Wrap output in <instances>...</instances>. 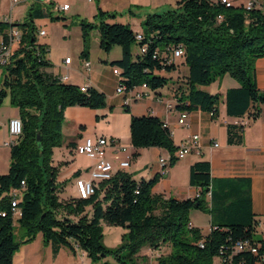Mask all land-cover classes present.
Here are the masks:
<instances>
[{"label": "trees", "instance_id": "1", "mask_svg": "<svg viewBox=\"0 0 264 264\" xmlns=\"http://www.w3.org/2000/svg\"><path fill=\"white\" fill-rule=\"evenodd\" d=\"M52 13L53 2L35 1L22 22L0 21L1 28L13 25L21 31L10 64L0 67V106L8 97L22 123L18 142L10 146L9 169L0 174V264H12L20 244L32 241L38 233L53 256L61 247L72 252L79 248L92 261L111 255L120 264H137L142 246L159 250L167 244L169 252L157 256L155 264H254L259 253L234 251L236 241L242 239L259 243L260 251L264 249V237H254L261 234L260 218L252 212L249 182L212 178L208 160L195 161L189 167V184L197 188L193 197L177 199L155 193L152 188L159 173L149 179H135L125 169L96 182L95 191L86 198L64 192L66 180H59L58 174L65 162L56 163L53 157L54 150L62 145L64 111L75 105L103 108L106 96L94 86L87 85L81 91L79 85L63 81L50 70L48 48L37 40L35 20L65 19ZM112 16L99 9L94 22L80 20L81 58H88L90 33L97 29L100 49L108 53L115 45L120 47L121 56L109 62L118 70L119 80L129 87L145 83L157 91L167 86L166 73L176 70L172 51L181 46L188 73L184 90L175 95L176 108L216 114L220 95L205 88L228 74L238 85L223 93L226 114L257 117L264 104V91L256 85L254 62L264 57V4L245 11L243 3L178 0L176 7L148 15L139 31L109 22ZM134 45L138 52L132 51ZM100 117L96 115L97 120ZM129 130L132 159L140 148L155 146L166 149L170 164L174 163L177 147L159 117L131 114ZM243 130L242 125L228 123L227 143L240 144ZM76 144L68 142L66 147L75 153ZM12 190L18 191L14 207ZM193 208L209 213L207 233L190 224ZM14 220L24 229L18 242L13 234ZM104 224L123 229L118 247L104 245Z\"/></svg>", "mask_w": 264, "mask_h": 264}, {"label": "crops", "instance_id": "2", "mask_svg": "<svg viewBox=\"0 0 264 264\" xmlns=\"http://www.w3.org/2000/svg\"><path fill=\"white\" fill-rule=\"evenodd\" d=\"M9 1L10 0H0L1 7L5 6L4 4L6 2L9 5L7 15L10 14L14 8L10 7ZM35 1L42 4L51 2H53V5L58 4L56 0H29V5ZM258 1L264 4L263 0ZM2 12H4V10ZM3 16L4 14L0 15V19ZM93 41H95L99 47L98 32H93ZM112 51H114L113 54ZM106 55L107 56L102 59L106 64L102 66L99 65L93 70L91 69L90 57L88 56L87 59L81 58L83 60H88L90 63L89 69H87V75H83L85 80L84 84L94 86L98 90L104 92L106 96V106L100 109H90L88 107L75 105L66 107L64 111L62 145L56 148L60 152V154L58 153L57 161L65 162L63 164V166L65 165L63 171L59 170L58 174L59 180H66L64 192L66 194H74V178L76 176L88 177L87 168L92 164V161L86 156L69 151L66 147L68 142H81L86 136H91L92 138L106 136L116 139V142L125 148L123 152H131L133 148L130 144V132L128 133L127 129L129 128L130 115L152 114L166 123L171 131L173 143L177 148L182 140L193 134H198L199 138L196 143V148H192L183 158L176 159L173 164H169L163 172H160L158 159L159 157L165 159L169 158V152L164 148L155 146L140 148L138 150V155L130 161L129 166L125 170L131 173L135 179L137 176L149 179L154 174L159 173V179L152 188L153 192L164 194L166 197L170 196L177 199H184L193 197L197 194V188L189 184L190 165L198 160H208L212 178L248 180L252 212L257 218H260L258 229L261 232L260 237L263 238L264 104L260 106L259 114L254 119H250L247 116L234 117L227 115L225 112L223 93L227 88L237 86L238 82L230 75L225 74L220 77L219 85L215 89V92L220 95L217 113L212 115L207 111L199 109L186 111L187 116L184 119V123L179 124L178 119L182 110L176 108L177 101L175 95L177 94L178 96L181 90H184L188 73V68L183 62V58H176V70L171 73H166V76L169 77L166 87L157 91L150 90L149 88L144 89V95L141 99L132 101L127 106H123L122 96L116 95L112 89V93H109L107 86V81L109 79L111 82L119 80L118 70L111 66L109 62L121 56L120 47L119 49L112 48ZM71 63V60L69 63H64L65 73H60L57 76H66V79H63V81L76 84L74 83L75 81H72L73 79L71 80L72 75H70V72L74 71V69L70 67ZM82 67H84L83 63ZM254 68L256 85L260 91H264V57H259L255 60ZM50 70L55 74L53 67H51ZM222 81H225V85L223 86L221 84ZM180 86L181 89H178ZM209 86L205 89L213 93V90L209 89ZM168 104H171V109L168 108ZM110 105L113 106L112 110L109 109ZM114 110L119 113L122 110H128L130 112L129 116L125 114L120 115L119 122H123L122 125L124 129L118 127L119 122L112 114ZM97 114L101 115V122H98L100 118L98 120L96 119ZM13 117H18V110H14L9 101L5 102L4 100L0 106V126L4 128L5 132L2 134V143L3 140L7 138V122ZM241 120L246 122L242 134V142L240 144H228L226 141V125ZM214 143H217L218 146H213ZM112 152H114L113 148L108 149L107 157L110 160L113 159ZM54 154L55 150L53 152V155ZM173 154L174 156L177 154V149ZM9 157L8 154L1 156V170H3V165L6 163V160L8 161ZM121 157H123V154H121ZM113 164L115 170L118 169L115 161H113ZM76 171H78L77 174H75ZM208 218L209 229L210 216H208ZM190 224L192 226L196 225L192 221H190ZM195 227H198V225ZM39 245L45 253H47L48 244H45L42 237L37 234L32 242L23 244L19 247L17 254L13 255L12 264H29L32 257L36 258V262L33 261L32 264H42L40 257L37 256L40 248L36 249V247ZM77 249L79 248H76L75 252ZM147 249L150 250L148 247ZM65 251L69 252V249L67 247H61L56 256H53L54 259L57 260L59 255ZM81 253L84 254L82 250ZM35 254L36 256H34Z\"/></svg>", "mask_w": 264, "mask_h": 264}, {"label": "rangeland", "instance_id": "3", "mask_svg": "<svg viewBox=\"0 0 264 264\" xmlns=\"http://www.w3.org/2000/svg\"><path fill=\"white\" fill-rule=\"evenodd\" d=\"M58 4L66 2L69 5V9L64 11L54 10L53 16H62L64 20L53 21L49 17H44L35 20V26L37 29H42L45 31L44 35H37V40L45 44L48 48V59L55 71L56 75L60 73H65L64 69V59L68 57L72 63L70 67L74 69L71 71L72 75L71 80L75 81L77 85L84 84V76L87 75V69L82 67L83 59L79 56L80 50L82 48V38H81V29L79 22L82 19L87 20L88 22H94L96 20L95 15L99 13V9L107 11L109 14H112V17H109L107 20L109 22H119L127 24L133 31L141 30L142 22L147 18L148 15L154 13H161L169 8L176 7L178 0H56ZM236 4L245 3L247 0H233ZM264 1V0H263ZM29 0L19 3L11 11V18L18 22H22L26 15L27 9L29 7ZM5 6H0V15H7L8 13V3L4 4ZM4 10V12H2ZM3 13V14H2ZM93 32H97V29H93L90 33L89 40V57L91 62V69L93 70L99 65L106 64L102 59L106 57L107 53L98 47L95 41H93ZM113 48H118V45H115ZM116 50V49H114ZM132 51L138 52V46L134 45ZM114 51H112L113 54ZM181 58V57H180ZM3 71L0 69V83L2 80ZM108 75V74H107ZM181 77V76H180ZM218 77L214 83L212 82L209 86V89L213 90V93H216L215 89L219 85ZM235 80V79H234ZM118 81H112L109 79L107 81V86L109 93H112L111 89L115 92V86ZM222 86L225 85V81H222ZM181 87V86H180ZM164 90V89H163ZM5 102H8L9 99L6 97ZM85 107V106H83ZM14 110H17L14 107ZM91 109V108H90ZM112 114L115 116V119L119 122L120 115L125 114L126 116L130 115L128 110H122L120 113L114 110ZM101 118L98 122H101ZM123 122L118 123V127L124 129ZM128 129V133L129 128ZM4 128L0 126V160L2 155L8 154L10 156V147L4 146L2 144V134H4ZM60 154L58 149H55V154L53 155L56 163L57 156ZM10 157L8 161L3 165V170L0 165V174L6 173L9 169ZM65 165L60 167V170L63 171ZM136 179H140V176H137ZM148 179V178H147ZM20 195V193H19ZM77 195L76 190L74 189V194ZM205 203L208 205V198H205ZM209 213L204 209L193 208L189 212V222L192 221L203 234L208 232L209 226ZM195 225V226H196ZM201 225V226H199ZM123 229L120 226L115 225H103V243L109 248L113 249L120 245L121 243V233ZM14 239L18 242L23 239L24 229L14 220L13 227ZM39 234V233H38ZM40 235V234H39ZM41 236V235H40ZM261 236L260 233H257L254 237L258 239ZM34 240V239H33ZM32 240V241H33ZM29 241V242H32ZM26 243H21L20 246ZM19 246V247H20ZM49 246V245H48ZM39 249L37 256L40 257L42 264H120L113 256L108 255L103 257L98 261H92L87 256L81 253V250L77 249L74 253L71 250L61 253L57 260L54 259L50 247H48L47 253L39 246L36 249ZM19 248L14 252V255L17 254ZM169 245H162L161 248L157 251L148 250L146 246H142L137 257V264H155L156 257L160 254H166L169 252ZM36 256V254L34 255ZM36 262V258L32 257L29 261V264Z\"/></svg>", "mask_w": 264, "mask_h": 264}, {"label": "built area", "instance_id": "4", "mask_svg": "<svg viewBox=\"0 0 264 264\" xmlns=\"http://www.w3.org/2000/svg\"><path fill=\"white\" fill-rule=\"evenodd\" d=\"M27 0H10V7H14L21 2H25ZM91 1V0H88ZM224 4L230 5V3L234 2L233 0H223ZM244 4L245 11L250 10L254 6L259 5L258 0H247ZM69 8L68 3L62 4H54L53 10L57 11H64ZM218 19H221V16H218ZM0 21L4 23H11L12 18L11 15H4ZM45 33L44 30L39 29L37 30L36 34L43 35ZM21 37V31L16 26H9V27H0V67H5L10 64L12 60V53L14 48L16 47L17 43L19 42ZM136 38H141V33L137 32ZM144 47L140 48V51H144ZM183 56V48L178 46L173 49L172 57L173 58H180ZM70 59L66 57L64 59V63H69ZM83 66L86 69H89L90 63L88 60H83ZM60 79H66V76L60 77ZM87 85H81L80 90L85 91ZM144 89H148V85L142 83L137 86L129 87L126 83L122 82V84H116L115 86V93L116 95L122 96V103L123 106L129 105L132 101L139 100L144 95ZM168 108L171 109V104H168ZM187 114L186 111H182L180 113L178 123L183 124L184 119L186 118ZM235 124L245 126L246 122L236 121ZM22 132V123L19 117L10 118L7 122V138L3 140V145L10 147L11 145L18 142L19 136ZM198 134H193L192 136L182 140L177 148V154L175 155V160L183 158L186 153H188L192 148H196V143L198 141ZM105 144H114L115 145V152H112L113 161L117 163L118 169H126L130 161L132 160L131 152H123L120 150L119 147H116V139L108 138L106 136H98L96 138H92L91 136H86L81 142H77L75 146V153L81 154L86 156L92 161L88 169V177H80L76 176L73 180L74 189L77 192V196L81 198H86L91 195L95 191L96 182L100 180H107L110 179L112 174L115 171L113 161L108 159L107 152H104V145ZM213 146H218L217 143H214ZM123 154V157H121ZM160 161H169L170 164V157L165 159L163 157H159L158 164ZM117 170V169H116ZM166 170V168H165ZM23 184V181L21 182ZM12 198L11 201H16L18 198V191L12 190L11 191ZM16 215H19L20 212L18 210L15 211ZM264 235V233H263ZM239 250H249L250 252L257 254L259 253V258L256 260L254 264H264V249L260 251L259 243H252L249 239H242L238 240L235 243L234 251ZM157 251V250H154Z\"/></svg>", "mask_w": 264, "mask_h": 264}, {"label": "bare ground", "instance_id": "5", "mask_svg": "<svg viewBox=\"0 0 264 264\" xmlns=\"http://www.w3.org/2000/svg\"><path fill=\"white\" fill-rule=\"evenodd\" d=\"M222 3L223 0H220ZM117 84H122V81L118 80ZM116 147H119L120 150H125V148L123 146H121L120 144H118L116 142ZM113 148L114 149V152H115V145L114 144H105L104 145V152H108V149H111ZM169 165V161H160V172H163L165 170V168ZM11 205L14 207L15 206V201H12L11 202Z\"/></svg>", "mask_w": 264, "mask_h": 264}, {"label": "water", "instance_id": "6", "mask_svg": "<svg viewBox=\"0 0 264 264\" xmlns=\"http://www.w3.org/2000/svg\"><path fill=\"white\" fill-rule=\"evenodd\" d=\"M37 142H39V134L37 135Z\"/></svg>", "mask_w": 264, "mask_h": 264}]
</instances>
